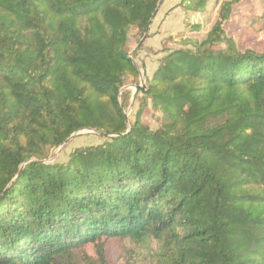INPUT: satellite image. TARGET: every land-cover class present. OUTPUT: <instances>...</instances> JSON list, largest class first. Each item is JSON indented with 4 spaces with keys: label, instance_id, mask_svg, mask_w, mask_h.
Returning <instances> with one entry per match:
<instances>
[{
    "label": "trees",
    "instance_id": "trees-1",
    "mask_svg": "<svg viewBox=\"0 0 264 264\" xmlns=\"http://www.w3.org/2000/svg\"><path fill=\"white\" fill-rule=\"evenodd\" d=\"M159 2L0 0V264H109L111 241L117 264H264V51L223 1L133 93ZM84 131L105 136L53 157Z\"/></svg>",
    "mask_w": 264,
    "mask_h": 264
},
{
    "label": "rangeland",
    "instance_id": "rangeland-1",
    "mask_svg": "<svg viewBox=\"0 0 264 264\" xmlns=\"http://www.w3.org/2000/svg\"><path fill=\"white\" fill-rule=\"evenodd\" d=\"M181 0H165L158 16L150 28L149 38L145 43L143 51L139 54V62L137 61L140 71L146 78L153 74L159 65V59L162 56L160 51L163 43L170 36L180 37L188 30V25L199 24L202 32L199 36L204 38L210 31L216 21L220 4L215 0H211L205 12L193 13L186 12L183 8L177 7ZM226 30L230 37H233L238 43L240 49L244 51L247 47L257 52L264 51V0H241V3L234 8L231 20L226 24ZM132 38V37H131ZM132 52L135 51L137 45L132 39ZM141 63L146 66V72L141 67ZM134 93V87L128 86ZM141 95L139 96L140 99ZM139 107V101L131 99L130 106L126 109V114L132 122L135 119ZM159 113L155 112L151 106L144 113L143 121L150 126L152 130L158 128ZM101 139L95 134H82L71 140L65 147L54 151L53 157L66 159L69 154L78 147H86L100 143ZM90 255H93V248L89 247ZM120 247L115 242H108L106 246V255L109 264H117L120 258Z\"/></svg>",
    "mask_w": 264,
    "mask_h": 264
},
{
    "label": "water",
    "instance_id": "water-1",
    "mask_svg": "<svg viewBox=\"0 0 264 264\" xmlns=\"http://www.w3.org/2000/svg\"><path fill=\"white\" fill-rule=\"evenodd\" d=\"M164 2H165V0H160L159 5H158V8H157L155 14L153 15L152 20H151V24L149 26L148 31H150V28L152 26V23L154 22V19L157 16V14L160 11V9L162 8ZM130 57H131V55H130ZM135 64H136L137 68L140 71V67H139V65H138V63L136 61H135ZM140 77H141V85L134 87V93H136L139 89H144L145 88V80H144V76L142 75L141 71H140ZM128 122L129 121H127V123ZM82 134H95V135H99V136H105L104 134H102L99 131H84V132H79V133L74 134L71 138H69L62 147H65L71 140H73L74 138H76L77 136H80Z\"/></svg>",
    "mask_w": 264,
    "mask_h": 264
}]
</instances>
